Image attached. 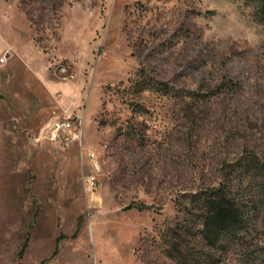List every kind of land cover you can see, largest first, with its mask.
I'll list each match as a JSON object with an SVG mask.
<instances>
[{
	"label": "rangeland",
	"instance_id": "rangeland-1",
	"mask_svg": "<svg viewBox=\"0 0 264 264\" xmlns=\"http://www.w3.org/2000/svg\"><path fill=\"white\" fill-rule=\"evenodd\" d=\"M256 9L0 0V264H179L162 235L191 218L181 203L264 158ZM144 75L167 92L135 86ZM67 115L81 141L50 140ZM242 251L216 264H252Z\"/></svg>",
	"mask_w": 264,
	"mask_h": 264
},
{
	"label": "trees",
	"instance_id": "trees-1",
	"mask_svg": "<svg viewBox=\"0 0 264 264\" xmlns=\"http://www.w3.org/2000/svg\"><path fill=\"white\" fill-rule=\"evenodd\" d=\"M256 4L264 22V0ZM140 89L167 92V88L143 76ZM222 180L202 187L181 203L179 211L191 218L167 229L162 239L167 255L179 264H216L220 255L235 245L252 264H264V158L241 157L222 167ZM139 209L148 205H137Z\"/></svg>",
	"mask_w": 264,
	"mask_h": 264
},
{
	"label": "built area",
	"instance_id": "built-area-1",
	"mask_svg": "<svg viewBox=\"0 0 264 264\" xmlns=\"http://www.w3.org/2000/svg\"><path fill=\"white\" fill-rule=\"evenodd\" d=\"M4 58H1V62H4ZM61 71H66V68L61 67ZM72 116L67 115L64 119H56L46 125L43 129L47 136L52 141H61L65 144L71 142L72 140H80L82 139V131L80 127H74Z\"/></svg>",
	"mask_w": 264,
	"mask_h": 264
}]
</instances>
